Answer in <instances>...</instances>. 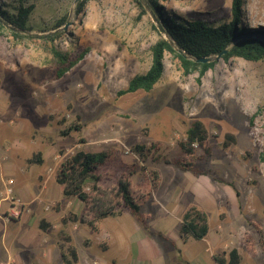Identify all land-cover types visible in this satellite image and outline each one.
<instances>
[{"label": "rangeland", "instance_id": "rangeland-1", "mask_svg": "<svg viewBox=\"0 0 264 264\" xmlns=\"http://www.w3.org/2000/svg\"><path fill=\"white\" fill-rule=\"evenodd\" d=\"M19 2L34 5L28 37L16 39L6 27L0 29L1 246L18 249L27 258L24 251L41 252L46 241V249L58 255L55 264H62L60 251L73 246L64 225L75 224L63 220L70 213L79 217L84 204L75 196L62 195L54 169L76 151L114 147L118 159L108 169L119 173L132 167L134 186L143 182L145 169L158 173L161 191L173 188L174 194H181L188 187L204 191L214 202L211 206L198 196H184L179 205L181 210L191 203L203 208L208 230L222 234L224 254L219 257L226 264L232 248L239 255L238 264H264V163L259 160L264 149V59L249 62L234 57L227 62L213 57V68L199 79L198 72L184 74L179 61L165 53L164 72L153 89L118 96L129 79L148 69L150 47L165 37L154 30L157 23L148 10L142 11L135 0H87L80 13L76 11L79 0H0V6L12 9ZM163 5L166 13L184 19H202L214 26L231 21V0H169ZM242 10L247 29L264 27V0H245ZM51 48L67 54L69 60L86 54L64 77L54 79ZM193 121H200L208 134V153L194 146L193 168L199 174L185 173L165 162L183 158L178 142ZM73 124L80 131L60 137ZM228 135L233 142L225 147ZM150 143L160 147L154 154L156 161L142 160L132 152L134 145ZM38 151L45 155L42 164L28 163ZM43 184L48 186L41 193ZM150 199L140 210L148 217L143 227L152 240L148 253L163 246L161 235L172 237L164 229L158 231L153 202L145 206ZM13 200L24 204L19 217L12 214ZM172 201H167L169 213L174 210ZM35 206L41 207L43 215H54L50 223L43 215L39 218L44 233L39 238L30 218L23 226L7 220L20 221ZM142 211L151 214L152 226L149 214ZM166 220L170 230L178 228L173 217ZM43 223L45 229H41ZM81 229L84 245L90 243L86 253L98 264H127L125 252L111 247L106 251L110 242L105 241L96 249L100 236L86 225ZM142 258L132 251L129 262L149 264Z\"/></svg>", "mask_w": 264, "mask_h": 264}, {"label": "trees", "instance_id": "trees-1", "mask_svg": "<svg viewBox=\"0 0 264 264\" xmlns=\"http://www.w3.org/2000/svg\"><path fill=\"white\" fill-rule=\"evenodd\" d=\"M87 0H79L77 4V13L82 12ZM142 11L148 10L154 21L157 23L154 30H162L165 37L158 40L150 47L152 61L148 69L137 76L129 79L125 89L117 94L122 96L128 93L138 91L149 92L161 80L164 72L165 53H169L178 60L184 74L198 72L199 79L207 71L213 68L215 61L210 63L195 62L201 58H212L221 54V58L227 62L234 57L243 58L249 62H257L264 59V27L256 29H247L244 24L243 10L245 0H231V21L224 22L218 26L211 25L202 19H184L166 13L163 3L169 0H135ZM34 10V5H25L19 2L12 9L0 6V29L7 28L16 39H22L26 33L31 31L28 24L30 16ZM64 21V19L62 20ZM159 28V29H158ZM226 49L225 53L222 51ZM56 66L54 79L64 77L86 53H81L76 58L69 60L67 54L61 53L57 48H51ZM73 131H80L76 124L62 130L60 137H67ZM207 130L200 121H193L187 129L182 140L178 142L180 150L183 152V158L176 161L165 162L174 165L183 171H192L193 174H199L193 168L196 160V151L194 146H198L208 153ZM223 142L225 147L233 142L231 136L225 137ZM132 152L142 160L150 157L156 161L158 157L154 154L160 150L157 143L136 144L131 147ZM119 151L114 147L100 152H88L79 150L66 156L54 169L53 178L56 183L62 186V195L64 197L75 196L84 204L82 214L77 217L70 213L63 222L72 221L80 225H86L93 232H97L101 221L109 216H114L129 211L130 214L145 228L147 216L140 213L142 205L151 197L152 191L160 182L156 171L147 172L144 169L143 182L134 186L131 177L133 168L130 171L115 173L108 169L114 165L118 159ZM259 160L264 163V149L260 154ZM42 154L36 152L28 163L42 164ZM109 181L106 185L105 181ZM46 224L41 225L45 229ZM260 233L258 226H255ZM207 218L204 212L191 207L186 210L181 217L179 228V237L183 241L189 239H204L208 232ZM66 242L70 237L65 238ZM229 263L238 264L239 255L236 248L229 252ZM63 264H78L79 259L73 246L67 245L65 251H60ZM219 259L217 258V261ZM221 264L224 263L221 259Z\"/></svg>", "mask_w": 264, "mask_h": 264}, {"label": "crops", "instance_id": "crops-1", "mask_svg": "<svg viewBox=\"0 0 264 264\" xmlns=\"http://www.w3.org/2000/svg\"><path fill=\"white\" fill-rule=\"evenodd\" d=\"M44 156L45 155H43L42 159L44 158ZM184 172L190 173L187 171ZM188 178L190 177H187V179ZM190 181L194 182L195 186H200L197 185L196 179L194 177H191ZM161 184H162V180L158 188L155 191H153L151 199L145 204V206L148 203L153 202L155 209H153L152 211H155L154 215L158 217V227H159L158 231L164 229V231L170 232V234H172V237L166 236L167 234L161 235V239L164 240L163 246L161 247L159 246V248L156 249L155 252L151 251V253H148L147 247L152 245V240L150 239L148 231L144 230L143 228L144 226L140 225L137 222V220L130 215V213L123 212L103 219L101 221L98 231L97 232L92 231L93 234L96 235V237L100 236L96 241L95 248L96 249L99 248V245H101V243L104 241L107 243L110 242L109 243L110 245L106 247V251L111 247L112 250L116 249L118 251L125 252V254L127 255L126 260H128L127 264L140 263L138 261L137 263L134 261L129 262V256L132 253V251L134 253L136 252L138 256L142 255L143 261H146L149 264H221L219 261L220 259L224 261L223 264H226L224 257L222 258L219 257L220 254L221 255L224 254V252L222 251L223 250L222 244L220 242L221 241L220 237L222 236L221 233L214 234L213 231L210 232V230H208L205 238L204 239L202 238L201 240H197V241L194 240L196 242H192L191 240L193 239H189L188 241L185 242L181 240V238L179 237V228L183 213L191 207H196L197 209L204 212L203 208L196 203H191L187 206L185 205L181 210V206L179 205L180 204L179 201L181 200V198L184 196L186 197L198 196L201 199H205V201L208 203L209 206H211L214 202H211V199L205 195L204 191H202L201 188L196 187L194 188L193 191V189L191 190L188 187L182 190L183 192L181 194H180L181 191L176 192V194H174L175 190L173 188L170 190L168 189L163 191H161V189L159 190ZM199 184H205V183L199 181ZM47 186H48L47 184H43L42 188H40V192L44 193L45 188H47ZM175 187H177V185H175ZM62 188L63 187L61 186L60 188L61 193H62ZM210 190L211 193L216 192L215 190L213 191V189ZM192 191L193 194L195 195H191L190 192ZM206 192H209V190H207ZM162 194L163 196H161ZM177 194H180L178 199H177ZM167 198L171 201L173 200L172 203L175 204L174 210L170 212L172 213V215L167 211L166 205H167V201H169ZM39 207L35 206L30 211H26V213L23 215V218L20 221L16 219H7V220L11 222H18L19 225L23 226L31 219L32 222L31 226L34 228L33 232L35 238L36 237L39 238V234H44L42 233V231L39 229L38 226L40 223V221H38L39 218L44 216L46 222L48 223H50L51 219L54 218L53 214L43 215L42 211H40L41 207L40 208ZM56 212L59 213L60 210H57ZM142 212L149 214L148 212L145 211ZM149 217L150 219L148 224L152 226L151 214H149ZM169 217H173V221H176L178 223V228L175 229L174 227L171 230L169 229L170 226H167L168 223L166 220V218L169 219ZM62 218H64V216L61 217V219ZM64 226L62 225L61 227H64L65 231L68 232L69 235L71 236L72 245L74 246V249L79 259L78 264H98L97 259H95L90 255L88 256V254L86 253L90 243L84 245L86 240H83V238L80 236L82 230L81 228L84 225H79L77 223L75 224L67 223ZM102 226L104 228V231L101 234ZM46 243H47L46 241L42 243L43 247L45 248L41 252H39L37 249L36 250L30 249V251H24L27 252V256H28L27 258L23 257L22 251L20 252L18 249L8 248L5 245L1 246L0 243V264H3L10 260L12 264H55L58 260V255H55V253L49 251L48 248L46 249L45 246ZM146 252L148 253V257H146L145 255ZM217 258L219 259L218 261ZM115 261L116 260H113V263ZM139 261H141V259H139Z\"/></svg>", "mask_w": 264, "mask_h": 264}, {"label": "built area", "instance_id": "built-area-1", "mask_svg": "<svg viewBox=\"0 0 264 264\" xmlns=\"http://www.w3.org/2000/svg\"><path fill=\"white\" fill-rule=\"evenodd\" d=\"M12 202L14 204V205H12L14 208V210L12 211V214L16 217H19L20 214L22 213L24 204L20 203V200H13ZM3 264H12V262L10 260V261H7Z\"/></svg>", "mask_w": 264, "mask_h": 264}, {"label": "water", "instance_id": "water-1", "mask_svg": "<svg viewBox=\"0 0 264 264\" xmlns=\"http://www.w3.org/2000/svg\"><path fill=\"white\" fill-rule=\"evenodd\" d=\"M159 29V28H158ZM159 31H160V33H163L162 32V30H160L159 29ZM227 50L226 49H224L223 51H222V53H225ZM220 56H221V54H219L218 56H216L215 57V59H218V58H220ZM214 58L212 57V58H201V59H197V60H195V62H198V63H207V62H211L212 60H213Z\"/></svg>", "mask_w": 264, "mask_h": 264}]
</instances>
